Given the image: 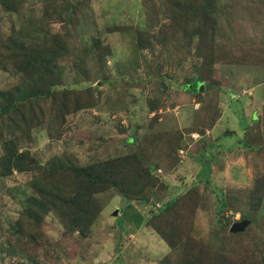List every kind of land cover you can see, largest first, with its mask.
I'll return each instance as SVG.
<instances>
[{
    "label": "rangeland",
    "instance_id": "374dc122",
    "mask_svg": "<svg viewBox=\"0 0 264 264\" xmlns=\"http://www.w3.org/2000/svg\"><path fill=\"white\" fill-rule=\"evenodd\" d=\"M184 1L0 0V95L33 98L16 130L0 100V264H264V0ZM121 159L156 183L87 237L32 203Z\"/></svg>",
    "mask_w": 264,
    "mask_h": 264
},
{
    "label": "trees",
    "instance_id": "16d2710c",
    "mask_svg": "<svg viewBox=\"0 0 264 264\" xmlns=\"http://www.w3.org/2000/svg\"><path fill=\"white\" fill-rule=\"evenodd\" d=\"M211 5H213V3L207 0H204V4L199 6L196 5V2L194 5L185 1L182 4L179 3L180 11H183L184 8L189 9L193 7L196 10L203 11L204 14H209L207 9L210 8ZM22 71L26 73L27 70L24 67ZM20 89L21 87H18L13 93L6 92L0 95L1 116L9 115L8 126L15 130L19 128L22 129L23 126L18 125L17 122L15 123L10 115L12 113L14 115H20L24 121L25 107L27 106L25 102L28 101L30 103L33 99H23L19 94ZM36 93L37 92H30L29 94L31 95L29 98L36 95ZM4 150L7 154L6 157L13 159L12 162L14 160H17V164L22 162V159H18V157L22 158L23 155L17 154V151L15 152L17 156L15 153L12 154L10 147L6 143L4 144ZM135 163L127 159H121L112 162L111 165L87 166L81 168L72 167L71 170L76 181L70 189L68 186L62 187L61 184L57 182L62 175L61 171L52 170L50 175L47 176V180L43 182L42 188L38 191L41 200H34L32 203L40 209H57L60 211L59 215L62 222L64 225L70 227V231L77 230L84 237H87L91 232L94 222L102 211L95 197L97 193L106 190L110 186H119L121 192L125 196H139L144 202L147 200L146 196L143 195L144 191L148 187L154 186L156 181H154L149 171L137 175L136 171L142 167V164H140L139 161H135ZM221 202V207H223L225 204L223 199H221ZM221 209L218 210V214L221 212ZM159 234L171 248L175 247V244L170 241L168 237H165L164 234Z\"/></svg>",
    "mask_w": 264,
    "mask_h": 264
},
{
    "label": "water",
    "instance_id": "95a60500",
    "mask_svg": "<svg viewBox=\"0 0 264 264\" xmlns=\"http://www.w3.org/2000/svg\"><path fill=\"white\" fill-rule=\"evenodd\" d=\"M249 224H250L249 221H242V222L235 223L232 225L231 231L233 233L242 232L249 226Z\"/></svg>",
    "mask_w": 264,
    "mask_h": 264
}]
</instances>
